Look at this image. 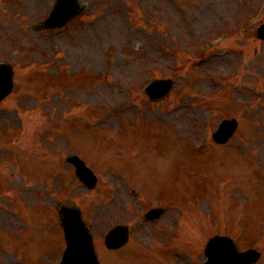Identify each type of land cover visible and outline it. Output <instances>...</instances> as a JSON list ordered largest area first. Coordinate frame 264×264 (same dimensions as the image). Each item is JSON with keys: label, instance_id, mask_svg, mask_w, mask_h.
<instances>
[{"label": "rangeland", "instance_id": "374dc122", "mask_svg": "<svg viewBox=\"0 0 264 264\" xmlns=\"http://www.w3.org/2000/svg\"><path fill=\"white\" fill-rule=\"evenodd\" d=\"M84 1L87 10L62 31L37 32L25 28L47 15L54 0H0V58H14L16 79L14 94L1 105L0 115L21 127L17 139L30 158L55 159L57 166L69 168L66 158L73 140L99 174L100 183L92 190L75 176L70 184L68 175L49 184L43 178L39 201L56 209L57 220L60 198L85 205L86 217L96 227L93 218H115L119 204L114 196L125 186L120 205L130 210L129 186L136 183L129 173L134 170L147 189L154 186L144 174V160L130 156L137 154L133 146L142 149L139 141H150L169 152L149 162L152 171L162 173V183L174 182L178 169H166L170 154L177 156L171 157L174 166L178 157L194 161L179 168L181 181L174 182L185 201V234L177 236L183 241L181 254H170L165 264H197L205 257L207 239L217 233L233 236L242 248L260 249L256 264H264V40L253 32L264 15L252 26L246 21L264 8V0ZM220 31L228 39L213 54L201 53L203 59L196 63L198 42ZM157 76H172L177 83L166 98L151 101L145 86ZM143 113L169 123L149 130L140 122ZM233 117L239 122L237 133L228 144L216 143L212 132L220 119ZM80 120L85 124L77 126L74 121ZM84 129L92 133L87 142ZM205 136L206 146L191 154V143ZM152 146L145 148L146 155ZM190 166L195 175L186 174ZM24 188L25 202L36 199L31 177ZM2 199L0 240L30 223L27 217L16 218L7 210L9 200ZM177 199L170 191V209L182 207ZM61 232L60 227L55 234L63 236ZM140 235L138 230L135 236ZM62 236L57 249L65 243ZM2 245L0 264L11 263L13 251ZM136 247L132 243L130 251ZM104 256L105 264H114V255ZM129 258L128 253L122 264Z\"/></svg>", "mask_w": 264, "mask_h": 264}, {"label": "water", "instance_id": "95a60500", "mask_svg": "<svg viewBox=\"0 0 264 264\" xmlns=\"http://www.w3.org/2000/svg\"><path fill=\"white\" fill-rule=\"evenodd\" d=\"M232 130H233V129H232ZM232 130H231V131H232Z\"/></svg>", "mask_w": 264, "mask_h": 264}]
</instances>
